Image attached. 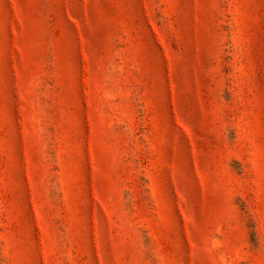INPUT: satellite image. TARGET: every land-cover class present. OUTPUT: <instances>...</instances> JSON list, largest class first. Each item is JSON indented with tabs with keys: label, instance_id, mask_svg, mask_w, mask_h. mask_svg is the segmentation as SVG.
Listing matches in <instances>:
<instances>
[{
	"label": "rangeland",
	"instance_id": "rangeland-1",
	"mask_svg": "<svg viewBox=\"0 0 264 264\" xmlns=\"http://www.w3.org/2000/svg\"><path fill=\"white\" fill-rule=\"evenodd\" d=\"M0 264H264V0H0Z\"/></svg>",
	"mask_w": 264,
	"mask_h": 264
}]
</instances>
